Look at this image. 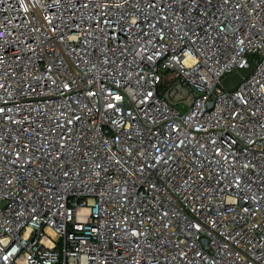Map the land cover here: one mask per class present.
Wrapping results in <instances>:
<instances>
[{
  "label": "built area",
  "instance_id": "2783aa9c",
  "mask_svg": "<svg viewBox=\"0 0 264 264\" xmlns=\"http://www.w3.org/2000/svg\"><path fill=\"white\" fill-rule=\"evenodd\" d=\"M0 264H264V0H0Z\"/></svg>",
  "mask_w": 264,
  "mask_h": 264
},
{
  "label": "water",
  "instance_id": "95a60500",
  "mask_svg": "<svg viewBox=\"0 0 264 264\" xmlns=\"http://www.w3.org/2000/svg\"><path fill=\"white\" fill-rule=\"evenodd\" d=\"M254 62H251L249 66L241 69L237 73L227 76L224 79V84L229 90H234L238 84L245 78H247L254 69Z\"/></svg>",
  "mask_w": 264,
  "mask_h": 264
}]
</instances>
